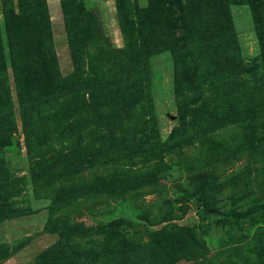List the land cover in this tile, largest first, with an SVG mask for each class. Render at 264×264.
I'll list each match as a JSON object with an SVG mask.
<instances>
[{"label": "rangeland", "instance_id": "rangeland-1", "mask_svg": "<svg viewBox=\"0 0 264 264\" xmlns=\"http://www.w3.org/2000/svg\"><path fill=\"white\" fill-rule=\"evenodd\" d=\"M0 264H264V0H2Z\"/></svg>", "mask_w": 264, "mask_h": 264}, {"label": "trees", "instance_id": "trees-1", "mask_svg": "<svg viewBox=\"0 0 264 264\" xmlns=\"http://www.w3.org/2000/svg\"><path fill=\"white\" fill-rule=\"evenodd\" d=\"M1 4H2V0H1ZM0 4V5H1ZM206 189L205 188H203L202 189V191L199 193V195H198V199L200 198V196H202V197H204L203 195H205V193H206V191H205ZM188 194H194V191H188ZM205 198V197H204ZM194 199H196L195 197L193 198V200ZM50 225H51V223H50ZM57 231V230H56ZM58 234L60 235V236H63V231H58ZM61 243H63V239L62 240H60L57 244H56V246L55 247H59V246H61ZM73 256L75 257V258H79V257H82V260H81V262H84V263H86V262H89V261H92L91 260V258L90 257H85L84 256V253L83 252H80V251H75L74 253H73ZM90 258V259H89ZM81 259V258H80ZM79 259V260H80Z\"/></svg>", "mask_w": 264, "mask_h": 264}, {"label": "crops", "instance_id": "crops-1", "mask_svg": "<svg viewBox=\"0 0 264 264\" xmlns=\"http://www.w3.org/2000/svg\"><path fill=\"white\" fill-rule=\"evenodd\" d=\"M0 4H1V0H0Z\"/></svg>", "mask_w": 264, "mask_h": 264}]
</instances>
